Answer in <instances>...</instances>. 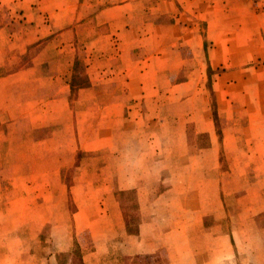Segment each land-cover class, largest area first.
<instances>
[{
  "label": "rangeland",
  "instance_id": "rangeland-1",
  "mask_svg": "<svg viewBox=\"0 0 264 264\" xmlns=\"http://www.w3.org/2000/svg\"><path fill=\"white\" fill-rule=\"evenodd\" d=\"M108 17L104 28L85 19L75 50L61 53L75 56L71 96L89 86L85 60L100 55L131 61L125 65L147 83V96L128 100L129 122L113 125L110 139L100 141L105 124L83 132L109 143L93 152L75 147L79 105L54 127L44 145L54 151L43 160L31 161L32 148L20 142L43 138L51 126L20 139L19 128L3 125L0 264H164L171 254L215 250L230 251L237 264H264V0H119ZM67 144L74 154L55 152ZM121 183L137 187L122 191ZM187 208L202 216L193 244L180 236L185 217L176 213ZM120 212L127 234L147 218L169 222L151 229L154 244L149 234L140 241L153 253L134 254L132 237L119 236ZM162 230L174 237L162 239Z\"/></svg>",
  "mask_w": 264,
  "mask_h": 264
},
{
  "label": "crops",
  "instance_id": "crops-1",
  "mask_svg": "<svg viewBox=\"0 0 264 264\" xmlns=\"http://www.w3.org/2000/svg\"><path fill=\"white\" fill-rule=\"evenodd\" d=\"M108 1L0 0V130L3 129V125L19 128L20 134L17 138L22 139L24 132L45 126L53 128L52 132L43 138L33 141L21 140V147L32 148L30 152L31 155H35V158L30 159L31 161L43 160L44 155L54 151L45 149L44 145L52 143L54 136L59 132L55 130H59L61 124L65 125L71 120L74 115L71 110L73 104L80 106L81 114L83 111L85 112L80 118L76 112L73 138L74 140L78 139V143L75 142V147L79 151L93 152L107 148L109 143L100 142L101 144H98L100 135L99 137L95 135L96 137L92 139L90 135H83V132L92 130L91 127L94 123L105 124L107 126L102 128L105 136L100 141L110 139L111 131L116 128L113 125L119 123L120 130L123 124L129 122L126 117L131 115L129 111L133 110L134 105H130L128 100L147 96L141 94L142 91L147 92L145 91L148 89L147 83H143V87H141V82L135 77L138 72L134 70V66L125 65L131 61L125 62L119 58V55L109 59L105 55H100V59L85 60V75L89 86L80 87L71 96V84L76 68L75 56L72 54L71 58L66 59L61 56V53L66 48L75 50L70 47L73 46L72 41L85 19H96L97 26L104 28L112 11L119 12V0H111L117 3L113 7L106 5ZM116 15V18L119 19V14ZM48 52H51V57H47ZM28 53L31 55L29 59L23 64L24 66H19V58L27 57ZM9 65L10 67L18 66L12 71L4 72L3 69ZM104 99L111 101L110 103L99 101ZM81 114L79 113V115ZM69 127L67 125V128ZM82 135L83 137H80ZM72 147L73 144H67L63 150H55V152L74 154L75 147ZM28 153L21 158V161L28 162L24 158ZM136 187L134 183L132 185L127 183V187L120 184L122 191ZM141 199V203L145 205L144 198L141 197ZM176 213H180V217H185L182 223L184 228L181 230L180 236H189L190 244H193L195 231L197 232V228L203 225L202 216L200 220L196 219V211L191 208H187L184 213L182 211H176ZM177 218L175 217V220ZM154 219L155 217L147 218L141 223L137 233L127 234L125 220L122 213H119V236L132 237L131 241L135 242L134 254H140L143 250V244L141 246L140 241L150 242L149 239L146 240L148 234L152 235L151 243L154 244L156 237L153 236L151 229L156 224H160L159 227H164L169 223L162 217L156 218L154 225ZM177 226L174 225L173 228L177 230ZM173 231L162 230L161 235L164 236L162 239L169 240V237H174ZM143 236L145 239L142 238ZM144 247L143 251H146L147 254L155 251L154 245L151 247L148 244ZM205 254L211 255L210 262L199 259ZM237 263L239 262L235 261L233 253L230 251L220 252L219 250L210 253L187 252L184 256L181 253L179 258L178 254L177 256L171 254L170 259L166 263L164 262V264Z\"/></svg>",
  "mask_w": 264,
  "mask_h": 264
}]
</instances>
